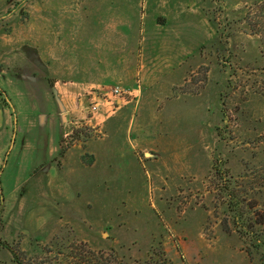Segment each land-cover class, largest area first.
<instances>
[{
    "label": "rangeland",
    "instance_id": "obj_1",
    "mask_svg": "<svg viewBox=\"0 0 264 264\" xmlns=\"http://www.w3.org/2000/svg\"><path fill=\"white\" fill-rule=\"evenodd\" d=\"M182 53L187 73L139 68ZM44 76L112 116L66 123L55 159L41 148L63 132L40 119ZM114 86L129 94L106 103ZM0 89V264L54 262L73 243L264 264V0H0ZM234 214L257 236L224 232Z\"/></svg>",
    "mask_w": 264,
    "mask_h": 264
},
{
    "label": "crops",
    "instance_id": "obj_2",
    "mask_svg": "<svg viewBox=\"0 0 264 264\" xmlns=\"http://www.w3.org/2000/svg\"><path fill=\"white\" fill-rule=\"evenodd\" d=\"M187 58L188 53H182L177 57H173L172 61L168 59H164L159 61L158 58H155V55L149 56L148 61H142L139 68L145 69L148 66L153 68H161V67H177L182 68V70L187 73L189 67H187ZM65 73H74V69L72 67H65ZM139 70V71H140ZM46 73H50L49 69ZM40 96L38 97L40 101V110L43 111V115H41L40 119L44 121L45 115L49 116V119L60 121V124L63 128V132L60 136L56 138L44 137V140L41 142V148L46 147L49 154H51L53 159L58 157L59 142L60 139L67 134V131L64 129V125L68 122H76L82 121L83 123L96 127L98 125H105L106 122L112 117L111 113H108L106 110V105L104 103L98 108L96 113H93L91 116H87L86 107L83 105L81 99L77 96L79 93L76 91L75 82L74 81H62L55 80L48 84V78L43 77L41 91L39 92ZM8 98V97H7ZM9 101V99H8ZM119 103L117 99L113 98L111 101L106 99V103ZM8 104L2 107V110H7L9 112V117H11L9 102ZM84 110V111H83ZM1 111V110H0ZM8 117V118H9ZM11 133H6L2 137H0V165L3 161V156L5 150L7 148L8 143L10 142L9 137ZM176 156V153H174ZM179 155V154H177Z\"/></svg>",
    "mask_w": 264,
    "mask_h": 264
},
{
    "label": "trees",
    "instance_id": "obj_3",
    "mask_svg": "<svg viewBox=\"0 0 264 264\" xmlns=\"http://www.w3.org/2000/svg\"><path fill=\"white\" fill-rule=\"evenodd\" d=\"M1 92L3 90L0 89ZM214 169L217 173H220L217 167L214 165ZM230 199V205H228L229 208H232V205L238 202L237 197H228ZM240 201V200H239ZM244 200H242L243 202ZM246 206L251 208L252 206L249 203H246ZM3 209V198L0 197V212ZM233 209V208H232ZM257 214V212H255ZM242 215H232V228L229 226L227 219L222 220L221 222V229L224 232H228L230 229H234L237 232H240L239 225L241 224V228H243L245 233L254 234V236H257L254 232L251 219L244 221L241 219ZM1 222V218H0ZM264 222V214L259 215L255 218L254 223L255 224H262ZM258 245V244H256ZM68 252L64 254V259H57L54 258V262H52L51 259L49 260H42V264H173L164 254L163 251L153 252L151 256H148L144 259H129L125 258L123 256H119L116 252H114L112 249L110 251H105L102 249H92L85 243H73L68 247ZM248 255H251L250 249L248 247L245 248ZM61 253V252H58ZM16 264H21L20 261H14Z\"/></svg>",
    "mask_w": 264,
    "mask_h": 264
},
{
    "label": "built area",
    "instance_id": "obj_4",
    "mask_svg": "<svg viewBox=\"0 0 264 264\" xmlns=\"http://www.w3.org/2000/svg\"><path fill=\"white\" fill-rule=\"evenodd\" d=\"M106 94L111 97H114L115 99L118 100V102H120L122 101V99H124L125 94H129V92L122 89L119 86H114L109 90V92H106L105 95ZM97 108H98V103H92L91 105H88L86 107V112L92 115V113H94L97 110Z\"/></svg>",
    "mask_w": 264,
    "mask_h": 264
}]
</instances>
